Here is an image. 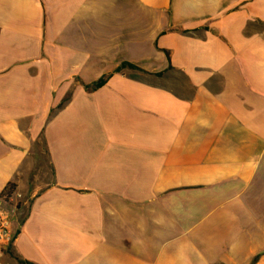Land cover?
<instances>
[{
  "label": "crops",
  "instance_id": "0c3cea01",
  "mask_svg": "<svg viewBox=\"0 0 264 264\" xmlns=\"http://www.w3.org/2000/svg\"><path fill=\"white\" fill-rule=\"evenodd\" d=\"M2 210L0 264H264V0H0Z\"/></svg>",
  "mask_w": 264,
  "mask_h": 264
},
{
  "label": "built area",
  "instance_id": "2783aa9c",
  "mask_svg": "<svg viewBox=\"0 0 264 264\" xmlns=\"http://www.w3.org/2000/svg\"><path fill=\"white\" fill-rule=\"evenodd\" d=\"M15 193L10 197H5L9 202H13ZM14 240L13 235V216L11 211L2 210L0 212V250H4L9 247Z\"/></svg>",
  "mask_w": 264,
  "mask_h": 264
},
{
  "label": "trees",
  "instance_id": "16d2710c",
  "mask_svg": "<svg viewBox=\"0 0 264 264\" xmlns=\"http://www.w3.org/2000/svg\"><path fill=\"white\" fill-rule=\"evenodd\" d=\"M126 67H131V68H133V69H138V67H136V66H134V65H132V64L124 63V64H123L120 68H118L116 71H117V72H121V71H122L124 68H126ZM110 77H111V76L104 77V78L100 79L99 81L93 83L92 85H87V89H91L92 91H96V90L101 89L102 87H104V86L108 83ZM66 101H68V99L65 100L64 103H66ZM64 103H63L60 107H63V106H64ZM13 190H14L13 186H10V188L6 191L4 197H10V196L13 194ZM19 261H20L21 263H25L24 260L19 259Z\"/></svg>",
  "mask_w": 264,
  "mask_h": 264
}]
</instances>
